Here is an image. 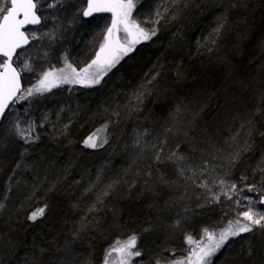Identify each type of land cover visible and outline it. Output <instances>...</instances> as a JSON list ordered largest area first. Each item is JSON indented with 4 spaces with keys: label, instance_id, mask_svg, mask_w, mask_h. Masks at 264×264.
I'll list each match as a JSON object with an SVG mask.
<instances>
[{
    "label": "rangeland",
    "instance_id": "obj_1",
    "mask_svg": "<svg viewBox=\"0 0 264 264\" xmlns=\"http://www.w3.org/2000/svg\"><path fill=\"white\" fill-rule=\"evenodd\" d=\"M145 1L134 0L131 18L151 32L164 22L161 17L168 11L166 6L170 0H161L163 3L148 9L145 8L148 7ZM52 2H39L43 24L29 33L37 39H32V46L15 60L22 78L26 80L25 89L37 85L45 71L64 68L74 77L72 68L79 72L91 64L104 42L107 28L112 24L110 12H93L86 17L94 22L98 34L92 40L93 46L88 55L84 54L78 61H70L67 53L60 50L55 52V49L65 39L66 13L74 12L76 16L83 17L87 0H70L68 5L55 8L49 7ZM3 3L4 0H0V4ZM143 6L145 9H141ZM124 37L123 31L116 33L118 40ZM145 41L133 45L132 50ZM193 43L196 57L203 54L199 51L209 42L207 37L201 38L198 34ZM118 54L121 57L119 61L127 55L123 52ZM25 62L30 64L31 71L23 70ZM66 64L71 68H66ZM95 70V65L89 69L90 72ZM106 74L95 84L55 81L56 86L51 90L33 93L19 100V108L13 110L18 114L9 115L0 132V158L3 159L0 164L5 163L10 149L12 154L7 159L9 166L5 170L6 176L0 181V219L7 223L9 219L27 217L37 205L55 210L61 203L68 205L70 201V208L76 213L80 203H87L79 219L81 226L78 234L80 239L88 242L87 226H90L88 224L93 215L108 209L114 198L127 199L126 193H132V196L137 195L135 201L150 203L151 207L159 205L158 209L166 219L161 224L151 223L140 231L118 227L109 239L102 242L99 264H121L120 253L113 251L111 256L107 254L117 241L123 244L133 236L136 237V245L132 251L139 250L141 255L130 257L128 264H188L187 258L196 245H190L187 239L191 237L194 241H200L203 238L207 243L204 231L193 236L182 232L175 250L158 251L159 255L154 258L145 250L147 243L142 242L143 239L157 234L163 225L178 227L185 218L202 211L218 215L211 223L212 231H209L217 234L230 221L249 223L242 216L249 209L256 213L257 218L264 216V184L257 176L264 171V147L260 149L255 143V137L261 139L264 135V131L260 130L264 121V87H260L263 85L250 84L247 89L251 88V91L245 105L237 110L232 108L228 115L223 116L219 120L220 127L217 125L211 136L199 130V116L204 107L202 101L191 103L184 114L171 115L168 110L164 115H147L152 108L156 110L155 106L162 101L153 91L123 92L122 96L113 99L119 102H114L111 109L104 108V99L96 100L98 103L95 106L101 112V119L96 123L98 129H94V132L97 144L102 146L94 149H97V153L101 152L97 156L100 162L80 168L73 151L81 152V148L77 150V142L72 140L73 135L69 131L73 125L88 122H80L79 119L86 110H91V103L96 102L93 100L95 90L100 85L105 86ZM156 75L152 76V81L157 78ZM151 102L153 105L149 106ZM195 121L196 126L192 124ZM17 125L24 130L27 142L17 135ZM63 136H66L64 141L61 140ZM47 142L49 147L54 148L53 151L57 150L51 163L47 162L49 156L42 153V146ZM82 145L87 146L84 142ZM73 159L75 163L71 162ZM46 163L48 165L42 167ZM252 163L253 167L250 166ZM56 191L59 196L50 200L47 194L52 197ZM32 196L35 197L33 200ZM78 198L84 201L78 202ZM72 199H76L77 203ZM103 204L107 206L99 209ZM261 225H264V220ZM261 225H252V230L256 233L263 231L264 226ZM74 232V229L70 230V241L79 238L73 235ZM216 253L208 260L212 262ZM191 264H196L195 257H192Z\"/></svg>",
    "mask_w": 264,
    "mask_h": 264
},
{
    "label": "trees",
    "instance_id": "obj_2",
    "mask_svg": "<svg viewBox=\"0 0 264 264\" xmlns=\"http://www.w3.org/2000/svg\"><path fill=\"white\" fill-rule=\"evenodd\" d=\"M69 2L60 0L57 7H64ZM147 2L148 7L143 6L141 9L154 8L158 3H163L161 0ZM166 7L168 11L161 17L164 22L155 28V35L151 36L153 41L148 39L139 44L120 60L105 75V86L100 85L95 90L93 100L104 99V108L111 109L115 102L113 99L122 96L123 92L153 91L162 101L155 106L156 110L152 108L147 115H164L168 110L171 115L184 114L191 103L202 101L204 107L199 116V130L211 136L217 125L220 127L219 120L223 116L228 115L232 108L237 110L245 105L251 91V88L247 89L250 84L258 83L264 87V0H170ZM37 9L40 13L39 3ZM68 12L63 31L65 39L55 52L63 51L70 61H78L92 49V40L98 34V29L91 19ZM198 34L201 38L207 37L209 43L199 51L203 54L195 57L193 39ZM153 75L157 78L152 81ZM25 87L26 80L23 79ZM98 89L100 92H97ZM97 103H91V110H86L79 119L80 122H88L84 126L73 125L69 131L73 135L72 140L77 142V150L81 148V152L73 151L80 168L100 162L97 156L101 152L97 153V149L82 145L96 133L94 129H98L96 123L100 122L101 112L96 109ZM148 105L153 104L151 102ZM17 108L19 102L12 105L10 111ZM263 124L264 121L260 129L262 132ZM255 139L260 149L264 147V135L261 139ZM61 140H66V136ZM49 146V142L42 146V153L49 156L47 162L51 163L57 150L53 151L54 148ZM10 156L11 149L4 159L5 163L0 164L1 182L6 176L5 170L9 166L7 159ZM0 162H3L2 158ZM71 162L75 163L74 159ZM257 176L264 184V171ZM58 191L52 197L47 194V197L54 200L59 196ZM131 194L126 193L127 199L114 198L108 209L93 215L88 224L90 226H87L89 243L80 239L78 234L81 226L79 219L87 203H80L76 213L70 208V201L68 205L61 203L55 210L37 205L34 211L43 208L44 213L35 220L29 219L33 211L27 217L9 219L7 223L0 219V264H99L102 242L109 239L118 227L140 231L151 223L161 224L166 219L158 209L159 205L151 207L150 203L135 201L137 195ZM34 198L32 196L31 200ZM76 199L72 200L76 202ZM78 200L84 201L82 198ZM104 206L107 204L99 209ZM215 214L202 211L185 218L178 227L163 225L157 234L143 239L142 242L147 243L145 250L154 258L159 255L158 251L164 253L175 250L181 241L182 232L193 236L205 229L212 231L211 223L216 220ZM72 229L75 230L73 235L79 238L70 241ZM211 264H264V230L258 233L251 230L229 239L213 257Z\"/></svg>",
    "mask_w": 264,
    "mask_h": 264
},
{
    "label": "snow or ice",
    "instance_id": "obj_3",
    "mask_svg": "<svg viewBox=\"0 0 264 264\" xmlns=\"http://www.w3.org/2000/svg\"><path fill=\"white\" fill-rule=\"evenodd\" d=\"M59 2L60 0H53L49 4V7L55 8ZM134 6V0H87V8L83 10V16L88 17L93 12H110L112 14V24L107 28L104 42L96 53V58L79 72L75 68H72V73H75L74 77L70 73L65 72L64 68L45 71L38 80L37 85L22 90L20 85V70H18L17 66H14L13 57L17 54V49L29 43V37L22 29L29 24H39L40 16L36 12V0H4V3L0 4V57L4 58L0 60V118L4 117L5 110L9 107L10 102L14 103L24 100L28 96H32L33 93L49 91L52 87L56 86L55 81L81 84L99 83L100 78L106 74L107 70L114 67L121 58L118 54L119 52L127 54L132 51L133 45L139 43L141 40H148L151 36L155 35V29L148 32L131 18ZM119 31L125 33V37L122 40L116 38V33ZM216 31H219V29ZM31 39L35 40L37 37L33 35ZM94 65L96 66V70L90 72L89 69ZM65 67L71 68V65L66 64ZM23 70H32L28 62L24 63ZM16 131L17 135L27 142L24 130L20 129L19 125H17ZM96 141V134H93L89 136L85 144L93 148L102 146V144H97ZM157 158L159 159V157ZM232 187L235 188V185ZM43 213L44 209L39 208L32 213L29 219L35 220ZM242 216L249 223L242 224L240 220L234 223L230 221L228 226L218 234L205 229L204 234L207 238V243L204 242L203 238L200 241H194L189 237L187 243L190 245L195 244L196 247L192 248L191 256L187 258L188 264H191L192 257H195L196 264H211L208 257L214 255L226 243L229 237L251 231L252 225H261V221L264 220V216L257 218L256 213L251 209L244 212ZM135 245V236L123 244L117 241L116 245H113L107 255L111 256L113 251L118 252L122 255L121 264H128L130 257L141 255L139 250L132 251ZM177 264H184V262H177Z\"/></svg>",
    "mask_w": 264,
    "mask_h": 264
},
{
    "label": "water",
    "instance_id": "obj_4",
    "mask_svg": "<svg viewBox=\"0 0 264 264\" xmlns=\"http://www.w3.org/2000/svg\"><path fill=\"white\" fill-rule=\"evenodd\" d=\"M40 0H36V2L38 3ZM36 12H37V15L40 16L39 12H38V9H36ZM22 18V17H21ZM43 24V20H42V17L40 16V23L39 24H29V25H26L22 30L26 32V34L28 35L29 37V43L27 45H24L22 48L20 49H17V54L14 55L13 57V61L15 62V60L17 59V57L23 53L24 51H27L33 44V41L31 39V36L29 35V33L33 30H36L38 28H40ZM0 59H4L3 57H0ZM15 66V65H14ZM20 85H21V89L23 90V79H22V75L20 73ZM15 100V98H13ZM15 103V102H14ZM13 102H10L9 103V107L5 110V114H4V117L3 118H0V128L2 127L3 125V122L6 118V114L7 112L9 111L10 107L14 104Z\"/></svg>",
    "mask_w": 264,
    "mask_h": 264
},
{
    "label": "flooded vegetation",
    "instance_id": "obj_5",
    "mask_svg": "<svg viewBox=\"0 0 264 264\" xmlns=\"http://www.w3.org/2000/svg\"><path fill=\"white\" fill-rule=\"evenodd\" d=\"M39 3V2H38ZM42 16V15H41ZM24 89V88H23ZM19 102V101H18ZM18 102H15L13 105H16ZM10 109H11V107H10ZM15 114H18V113H15V112H11L10 110L7 112V114L6 115H15ZM4 123V122H3Z\"/></svg>",
    "mask_w": 264,
    "mask_h": 264
},
{
    "label": "bare ground",
    "instance_id": "obj_6",
    "mask_svg": "<svg viewBox=\"0 0 264 264\" xmlns=\"http://www.w3.org/2000/svg\"><path fill=\"white\" fill-rule=\"evenodd\" d=\"M81 18H82V16H81ZM5 121V120H4ZM4 124V123H3ZM27 216H29V215H27Z\"/></svg>",
    "mask_w": 264,
    "mask_h": 264
}]
</instances>
